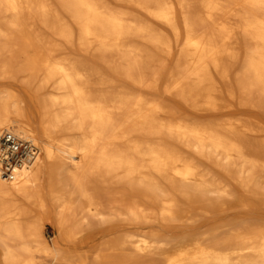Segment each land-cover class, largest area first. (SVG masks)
<instances>
[{
  "label": "bare ground",
  "instance_id": "obj_1",
  "mask_svg": "<svg viewBox=\"0 0 264 264\" xmlns=\"http://www.w3.org/2000/svg\"><path fill=\"white\" fill-rule=\"evenodd\" d=\"M43 29L78 34L85 70ZM169 62L175 104L158 99ZM12 79L36 91L0 87V132L40 155L0 174V264H264V0H0Z\"/></svg>",
  "mask_w": 264,
  "mask_h": 264
},
{
  "label": "rangeland",
  "instance_id": "obj_2",
  "mask_svg": "<svg viewBox=\"0 0 264 264\" xmlns=\"http://www.w3.org/2000/svg\"><path fill=\"white\" fill-rule=\"evenodd\" d=\"M43 30L46 31L45 29H43ZM46 33L48 35H51L52 36L51 38L53 39V41L58 44L57 50L54 51L56 54L60 53L62 56H65L69 60L74 62L79 68L85 70V68H84V65L86 64L85 60H86V58L88 56L83 50H81V47H80L79 41H78V34H76L74 36V38L70 42H68L65 39H63L62 37H60L59 35L53 34V32H51L50 30L46 31ZM239 51L241 52V56L240 57H243L244 56L243 49L241 48ZM240 62L241 61H239V63ZM99 65L101 67V70L104 73L110 74L111 76H114L113 73L109 70V68L106 65V63L102 62ZM242 67L243 66H242V62H241L238 65V67L236 68V70L231 74L232 75L231 76L232 81H234L235 78H236V72L241 70ZM173 69H176L175 63L174 62H169L168 65L166 66L165 71L163 72L162 76L158 80V83L160 84L158 91H160V93H161L158 99H159V101L161 99L165 100V101H167L170 104H175V103H177L178 100H180L175 94H171V96H168V95L164 94V92L166 91V88L168 87V85L170 83V73H169V71L173 70ZM113 78H114V83L117 84L118 86L110 87V89H115V91H119L122 88V86L131 87V85L129 83L123 81L122 79H118L115 76ZM1 86H7V87L13 89L14 91H36L35 88L33 89L34 81L26 82V81H22L21 79H12V80H9L8 83L7 82H5L3 84L0 83V87ZM53 90H54L53 87H49V88L44 89L43 91H53ZM95 91H103V90H97L96 89ZM259 111H260V113H259L260 117L263 118V120H264V110L262 109V110H259ZM253 112H256L258 114L257 111H253ZM194 115H195V118H197V119H211V118H213V115H211V116L210 115H206V117H204V116H202L200 114H194ZM30 138H32V137H30ZM33 140L36 142V144L40 148L39 142L37 140H35L34 138H33ZM212 175H214V177L218 181H220L222 184H228L229 186H232L231 181H230V179L228 177H226L224 175H221V174H212ZM67 184L68 185L66 187L68 189V192H70V190L73 189V185L71 183H69V182H67ZM88 185H89V187L91 189H93L95 191L104 190L102 188V186L100 185V183L98 182L97 178L94 175L89 177ZM230 188H232V187H230ZM232 193L235 194V193H237V191H235L233 189ZM210 197H213V196L211 195ZM185 202L186 201H184V200L180 201V203L182 205ZM33 208H34V213L35 214L36 213L37 214H42L43 213L41 208H38L37 206H34ZM58 210H59L58 206H54V205L48 203V214L45 216V221H44V226H43V234H44L45 239L48 242H50V243L53 241V239L60 238L59 231H58L56 225L54 224V220H53V216L58 212ZM214 219L212 218V219L208 220L207 222H205V223H207L205 225H208L210 222H212V220L213 221H218L219 220V218L216 219V220H214ZM101 240H99V241H101ZM62 246L65 247V248H70V246L64 241L62 242ZM73 247L71 246L70 249L71 250L74 249ZM77 250H78V253L81 254V253H86V252H88L90 250H94V247L90 248V246H86V245L80 243V244H78ZM77 260H78V257L77 256L74 257V261L76 262ZM46 261H47V263L51 262V260L48 259V258L46 259Z\"/></svg>",
  "mask_w": 264,
  "mask_h": 264
},
{
  "label": "built area",
  "instance_id": "obj_3",
  "mask_svg": "<svg viewBox=\"0 0 264 264\" xmlns=\"http://www.w3.org/2000/svg\"><path fill=\"white\" fill-rule=\"evenodd\" d=\"M39 155L40 148L32 138H26L12 129L0 132V174L5 179L14 180Z\"/></svg>",
  "mask_w": 264,
  "mask_h": 264
}]
</instances>
